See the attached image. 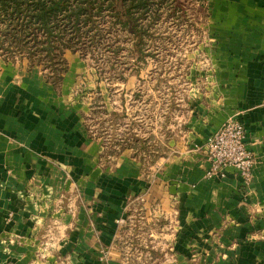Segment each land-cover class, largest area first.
I'll return each mask as SVG.
<instances>
[{"label": "crops", "instance_id": "crops-1", "mask_svg": "<svg viewBox=\"0 0 264 264\" xmlns=\"http://www.w3.org/2000/svg\"><path fill=\"white\" fill-rule=\"evenodd\" d=\"M213 9L224 43L234 39L235 45L247 46L245 53L253 55L247 72H216L218 96L202 101L197 91L198 96L192 98L195 108L182 122L177 140L180 152L167 159L161 170L152 167L156 172L150 183L152 196L144 199V205L164 208L166 215L171 212L170 217L177 219L174 233H170L172 220L162 227L167 230L162 233L167 243L162 247L165 259L161 264H264V63L260 61L264 0H215ZM41 77L24 70L0 72V239L13 234L22 237L20 243L0 244V264H47L36 256L37 241L47 226L59 221L65 222L64 229L54 231L57 238L65 236L66 240L51 248V253H72L67 263L53 257L48 264H126L112 243L117 228L114 220L124 214V195L105 198L94 188L80 187L75 204L71 200L62 209L58 205L63 201L57 200L56 191L59 164L75 177L91 146L76 125L77 118L73 123L68 113L60 119L54 116L57 95ZM236 113L255 158L247 197L231 169L222 180L205 179L204 156L186 150L203 143L227 116ZM130 167H124V174L133 176L124 182L125 196L148 185ZM67 187L65 196L73 193L74 182ZM8 211L14 216L5 224ZM100 248L107 250L106 259L100 258Z\"/></svg>", "mask_w": 264, "mask_h": 264}, {"label": "rangeland", "instance_id": "rangeland-1", "mask_svg": "<svg viewBox=\"0 0 264 264\" xmlns=\"http://www.w3.org/2000/svg\"><path fill=\"white\" fill-rule=\"evenodd\" d=\"M214 4L215 0H156L152 4L155 15L153 18L141 16L139 22L144 30L136 33L116 24L115 16L104 12L97 18L96 33L91 30L90 34L95 35L81 40L77 50L61 52L63 63L56 65L59 72H52L42 59L29 63L26 54L14 47L11 52L0 49V72L24 70L42 76L57 95L54 100L58 109L53 108L54 116L60 119L68 113L66 117L72 118L73 123L77 118L76 125L79 124L91 146L85 152L88 156L82 171L75 177L64 164H59L61 172L56 179V191L57 200L63 199L58 204L61 209L68 201L73 200L75 204L76 194H81L80 187L94 188L92 191H98L105 198L117 199L124 195V214L117 215L114 220L117 228L112 243L126 264L164 262L162 247L167 242L162 233L167 230L162 227L172 220L170 233H174L173 221L177 219L170 217L171 212L166 215L164 208L144 205V199L152 196L150 183L156 174L152 167L161 170L167 159L180 152L177 140L182 134L184 118L195 108L192 98L198 96V92H201L202 101L218 96L214 86L218 80L216 72H247V62L253 55L245 53L247 46L235 45L234 39L231 42L228 38L224 43L221 29L215 26ZM262 56L260 61L264 63ZM239 116L237 113L227 116L203 143L187 147V151H200L204 156L207 162L205 179L222 180L231 169L225 168L223 176L206 178L210 165L206 144L229 119L240 121L245 129ZM247 138L245 129L246 147L253 157V175L255 158ZM125 166L135 167L136 177L140 174V180L148 182L143 190H134L128 196L123 194L124 182L133 176L124 174ZM159 181L167 180L161 178ZM70 182H74L75 189L65 196ZM249 184L242 185L245 197ZM20 197L23 198V194ZM65 208L69 212V207ZM13 216L14 213L8 211L4 215L5 224H9ZM64 226V221L50 224L37 241L36 256L45 259L47 264L53 257L56 262H69L72 251L51 253V248L56 249L66 240L65 236L57 238L54 231ZM21 239L17 234L8 235L0 239V244L20 243ZM98 254L104 259L108 255L105 248H100Z\"/></svg>", "mask_w": 264, "mask_h": 264}, {"label": "trees", "instance_id": "trees-1", "mask_svg": "<svg viewBox=\"0 0 264 264\" xmlns=\"http://www.w3.org/2000/svg\"><path fill=\"white\" fill-rule=\"evenodd\" d=\"M154 1L0 0V49L11 52L14 47L26 54L29 63L42 59L52 72H59L56 65L63 63L61 52L77 50L81 40L95 35L98 16L113 14L116 24L136 33L144 30L141 16L155 15ZM92 29L95 33L90 34Z\"/></svg>", "mask_w": 264, "mask_h": 264}, {"label": "built area", "instance_id": "built-area-1", "mask_svg": "<svg viewBox=\"0 0 264 264\" xmlns=\"http://www.w3.org/2000/svg\"><path fill=\"white\" fill-rule=\"evenodd\" d=\"M207 157L210 162L206 178L224 175V169L231 167L243 186L252 176L253 157L245 143V129L240 121L229 119L208 139Z\"/></svg>", "mask_w": 264, "mask_h": 264}]
</instances>
